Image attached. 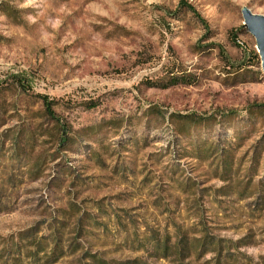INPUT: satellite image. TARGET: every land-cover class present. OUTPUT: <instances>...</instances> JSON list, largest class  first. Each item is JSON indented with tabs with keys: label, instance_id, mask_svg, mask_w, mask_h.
I'll return each instance as SVG.
<instances>
[{
	"label": "rangeland",
	"instance_id": "374dc122",
	"mask_svg": "<svg viewBox=\"0 0 264 264\" xmlns=\"http://www.w3.org/2000/svg\"><path fill=\"white\" fill-rule=\"evenodd\" d=\"M243 7L264 15L0 0V264H216L217 243L221 264H264V72Z\"/></svg>",
	"mask_w": 264,
	"mask_h": 264
},
{
	"label": "water",
	"instance_id": "95a60500",
	"mask_svg": "<svg viewBox=\"0 0 264 264\" xmlns=\"http://www.w3.org/2000/svg\"><path fill=\"white\" fill-rule=\"evenodd\" d=\"M243 25L255 38L256 47L264 72V15L254 13L249 7L242 8Z\"/></svg>",
	"mask_w": 264,
	"mask_h": 264
},
{
	"label": "trees",
	"instance_id": "16d2710c",
	"mask_svg": "<svg viewBox=\"0 0 264 264\" xmlns=\"http://www.w3.org/2000/svg\"><path fill=\"white\" fill-rule=\"evenodd\" d=\"M185 8H187L189 11H191L202 23H203V20L201 19L200 15L192 8L190 7L189 5L185 4ZM19 80H20V77H18ZM20 86H22L23 88L25 87L24 83H22V81L18 83ZM39 98L41 99V103L44 107V111L46 113V115H49L52 119H55L57 121V123L59 122V118L56 117L55 115V110H54V107L55 105L57 104V102L53 99H50L47 95H44V94H39L38 95ZM96 106V104H91L90 107H94ZM59 128H60V125H59ZM61 138V141H64L65 142V139L63 137H60ZM71 210V209H70ZM73 213H77V211H75V209L73 210ZM183 238V237H182ZM181 243V242H180ZM182 246L179 248L177 254H178V259H185L187 256L185 255L184 253V250H186L187 248V241H182ZM184 244V245H183ZM204 244L202 243V246ZM221 247L222 245L220 243H217L215 245V247H213V250L215 252H217V257H218V260H217V263L216 264H221V258L220 255H221ZM165 249L168 250L169 247L167 245H165Z\"/></svg>",
	"mask_w": 264,
	"mask_h": 264
}]
</instances>
